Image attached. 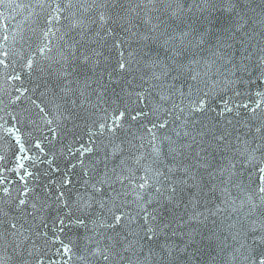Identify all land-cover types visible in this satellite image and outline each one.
<instances>
[{
  "label": "water",
  "instance_id": "1",
  "mask_svg": "<svg viewBox=\"0 0 264 264\" xmlns=\"http://www.w3.org/2000/svg\"><path fill=\"white\" fill-rule=\"evenodd\" d=\"M216 264H264V117L234 200Z\"/></svg>",
  "mask_w": 264,
  "mask_h": 264
}]
</instances>
